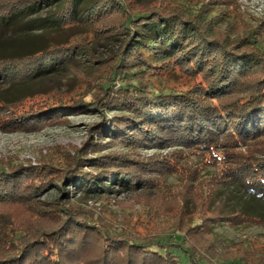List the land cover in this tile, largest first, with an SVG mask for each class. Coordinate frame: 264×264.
<instances>
[{
  "label": "trees",
  "instance_id": "1",
  "mask_svg": "<svg viewBox=\"0 0 264 264\" xmlns=\"http://www.w3.org/2000/svg\"><path fill=\"white\" fill-rule=\"evenodd\" d=\"M240 6L237 0L136 6L122 0H0V46L7 45L1 38L7 32L14 37L32 29H82L0 49V86L48 77L74 84L71 77L80 74L95 86L53 98L39 113L8 107L41 91L0 98V131H38L70 112L100 115L89 141L60 169L62 177L54 179L50 169L56 167L47 163L0 165V206H24L28 213V222H21L0 212V264H264L251 241L226 243L213 236L221 225L264 222L248 207L211 208L231 189L264 201V30L245 23ZM220 20L245 23L243 34L221 31ZM84 33L92 38L78 37ZM113 37H122L121 45L107 58L89 45ZM117 147L127 151L106 153ZM141 149L165 152L145 158ZM209 167L215 170L204 178ZM176 174L182 184L169 183ZM53 184L62 193L59 202L71 199L67 184L97 199L119 184L157 190L165 198L177 190L181 206L169 213L148 208L164 228L143 235L132 218L119 219L109 209L97 214L64 203L48 208L37 198ZM205 204L210 214L201 216ZM191 235L212 239L199 247L200 238Z\"/></svg>",
  "mask_w": 264,
  "mask_h": 264
},
{
  "label": "rangeland",
  "instance_id": "2",
  "mask_svg": "<svg viewBox=\"0 0 264 264\" xmlns=\"http://www.w3.org/2000/svg\"><path fill=\"white\" fill-rule=\"evenodd\" d=\"M122 1L132 6H136L139 3L146 4L148 2H153L154 0ZM163 1L168 2V0ZM237 1L241 5L240 7L243 11L242 18H244L245 23L247 21L250 26L255 27L260 26L261 24L262 26H260V29L264 30V0ZM245 23L237 25L232 23V26L234 27L232 29V26L227 23V21L220 20L218 28H220L223 32L228 31L232 37L237 38L243 34L242 32L245 27ZM74 31H82V29H32L24 31L21 35L14 37L11 35V32H7L5 36L1 37L3 39V45L6 43L7 45H1L0 49L18 48V45L22 47L26 44L38 45L47 40L54 41L65 38ZM81 36L83 38L86 37L89 40L92 38V35L89 33H84L78 37ZM121 38L122 37H113L102 39L98 42L92 40L89 41V45L94 49L98 57L107 58L113 52L119 50ZM71 78L73 79L74 84L69 82L67 79L58 81L56 78L48 77L26 85H1L0 98H13L29 91H41L37 95L27 98L21 102V104L19 103L16 104V106L14 105L15 107L13 106V108L8 107L10 110L13 109L27 114L33 112L39 113L41 112V109H44L49 103L53 102V98L68 99L69 97L77 96L79 93L91 91L95 87L90 82V79H87L83 76V74H80L77 79H74V76ZM7 112L10 111L8 110ZM99 120L100 115L98 114L70 112L67 116L63 115L60 122H47L45 127L38 131H0V165L15 166L23 164L25 166L34 165L36 167H42V164L47 163L56 167H51L50 169V172H52L55 177L54 179L60 178L63 176V171L61 172L60 169L70 165L73 161L74 155L89 141L92 135L91 128ZM126 151L127 148L117 147L108 150L106 153L110 154ZM161 151L165 152V150L162 149H141L138 152L142 155V157L147 158L155 153H160ZM188 151L189 150L187 149L185 150V152ZM180 161H182V163L188 162L185 161L183 156H181ZM193 161L195 163L196 160L194 159ZM214 170L215 167H209V169L204 173V178H208L209 173ZM180 177V174L172 176L169 179V183L179 185L181 183ZM56 187L57 184L47 187L37 198L38 201L43 202L45 206L48 208L50 207V209L55 208L58 203H64L66 206H80L83 210L85 209L84 211L87 210L97 214H101L103 210L109 209L111 212L118 215L119 219H121L122 215L125 214L126 216L132 218L131 220L133 221L135 230L143 235H151L164 228L163 224L157 223L155 220H152L153 218H150V215H148V208H152L154 211V207H160L161 211L169 213L178 212L181 206L180 200L175 197L179 193H176L177 190L172 192V196L170 195L169 198H165L162 197V193L156 192L157 190L152 193L145 190L131 191L124 189L119 184H114L113 188L115 189V192L97 199L85 198L81 192L75 193L76 190L73 185L67 184L66 189H69L71 192V199H64L59 202L58 199L62 193L60 189H57ZM206 207H208V204L203 206L201 216L204 214H210L207 212ZM218 207H221L224 211H229L232 207H237L239 209L248 207L264 218V201L258 198H253L242 189H231L222 196L217 197L215 202L211 205V208L218 209ZM4 211L11 213L12 216H17L21 222H28V213L24 206L9 204L0 206V212ZM214 230L216 234H213V236H215V239L218 241L226 243H243L244 241L249 243L251 241L257 249H261L256 250V252L259 251L264 255V222L257 224L246 223L240 225V227L221 225L215 227ZM190 237L191 238L189 239L200 238L199 247L202 245H208L209 242L207 241L212 239L210 235H191ZM251 247L252 246H248V249L251 250Z\"/></svg>",
  "mask_w": 264,
  "mask_h": 264
}]
</instances>
